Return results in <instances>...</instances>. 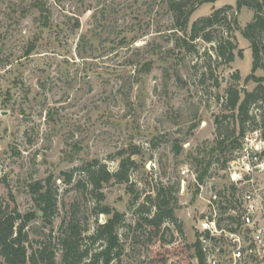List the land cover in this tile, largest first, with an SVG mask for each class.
<instances>
[{"label":"rangeland","instance_id":"rangeland-1","mask_svg":"<svg viewBox=\"0 0 264 264\" xmlns=\"http://www.w3.org/2000/svg\"><path fill=\"white\" fill-rule=\"evenodd\" d=\"M167 1L0 0V198L11 197L21 213L32 211L28 183L46 177L58 195L51 223L36 211L28 226L33 246L50 233L56 239L62 221L75 214L88 226L81 248L95 252L100 245L89 236L108 218L98 209L108 207L124 219L117 228L121 264H199L190 246L203 234L202 222L215 212L217 226L235 222L228 166L239 154V146L231 147L239 124L236 110L224 105L230 85L241 97L255 86L246 81L252 56L241 33L253 13L247 7L234 12L239 28L231 31L234 58L226 63L214 42L189 40L188 33L197 18L235 7L236 0L197 5L187 33L175 27ZM76 20L79 27L71 31ZM217 30L216 38L229 36ZM254 74L264 76V70ZM249 111L260 120L264 100ZM250 127L245 124L244 135ZM231 129L225 148L211 151L217 136ZM132 147L139 154L131 157L128 182L110 181L98 200L99 192L74 169L98 159L114 171L119 151ZM72 171V183L65 184L63 173ZM159 187L171 196L175 222L150 237L138 227L136 207L152 205L148 196Z\"/></svg>","mask_w":264,"mask_h":264},{"label":"trees","instance_id":"trees-1","mask_svg":"<svg viewBox=\"0 0 264 264\" xmlns=\"http://www.w3.org/2000/svg\"><path fill=\"white\" fill-rule=\"evenodd\" d=\"M212 1L214 0H168V9L173 16L175 27L182 33H187V23L196 6ZM242 7L251 9L253 13L251 20L246 23L241 33L250 43L252 56L251 72L246 77V81L255 82V86L251 91L242 90V97L241 91L236 86L230 85L227 88L224 106L228 110H236L239 136L234 137L232 129L230 131L223 130L217 136L215 147L211 151L216 149L222 151L230 137H234L231 140V147H238L239 137H243L246 130L245 124L251 125V131L259 129L264 140V114L261 115L260 120H256V117L252 116L249 111L252 104L264 100V76L254 74L259 68L264 70V0H236L235 7L224 5L207 16L197 18L191 24L188 39L193 41L201 37L205 41L214 42L213 49L216 56L224 58L226 63L232 61L235 45L231 31L239 28L234 12ZM78 27L79 23L76 20L70 29L75 31ZM217 29L230 37H224V34H221L216 38V36H213V32L218 31ZM183 42L187 43L185 40ZM235 78L238 79V76L236 75ZM230 116L233 117L234 115L231 114ZM227 117V115L224 116V119ZM215 121L220 127L221 122L217 118ZM118 154L120 155L119 164L114 171H110L98 159L88 161L84 166H78L74 169L81 170L92 191L99 192L98 200L103 198L101 190L110 181L114 180L116 183L128 182L129 172L135 166V160L131 157L139 154V150L132 147L130 152L126 153L123 149ZM210 159L200 170L197 176L198 182H203L207 168L211 163ZM63 175L65 184L72 183L73 171L64 172ZM80 185L81 181L78 180L75 187L79 188ZM27 188V193H29L32 200V211L21 213L11 197L10 200L5 201L0 198V264H57L58 251H60L59 264H121L123 248L119 243L117 228L124 219L121 213L116 211L111 213L108 207L98 209L99 213L108 215V218L104 223L97 224L93 233L89 236L92 243H99L100 245L95 252L90 253L89 248H81L82 233L88 230V226L84 222L81 224L80 219L75 214H71L67 220L62 221L61 232L56 239H53L50 233L46 238L37 239L33 246L32 241L29 239L28 226L35 217L36 211L41 212L42 216L51 223V218L58 211V195L57 189L53 188L51 177L30 182ZM230 189L235 191L233 185ZM137 197L138 195L133 196V202L136 201ZM168 197L171 198L165 187H159L156 189L153 199L148 196L152 205L140 204L136 207V210L141 214L138 219V227H144L150 237H159L164 230H167V228H163L165 222H175L174 207L170 206ZM232 197H234L233 193ZM98 212H95V215ZM190 247L194 248V257L198 263L205 264L199 241L197 240ZM89 255L91 259L88 262H83L84 258Z\"/></svg>","mask_w":264,"mask_h":264},{"label":"built area","instance_id":"built-area-1","mask_svg":"<svg viewBox=\"0 0 264 264\" xmlns=\"http://www.w3.org/2000/svg\"><path fill=\"white\" fill-rule=\"evenodd\" d=\"M238 153L228 166L235 187L236 206L231 212L235 222L217 226L216 212L202 222L198 241L205 264H264V140L260 132H247Z\"/></svg>","mask_w":264,"mask_h":264}]
</instances>
